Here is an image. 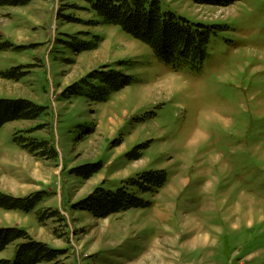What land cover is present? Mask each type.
Returning <instances> with one entry per match:
<instances>
[{
    "label": "rangeland",
    "instance_id": "obj_1",
    "mask_svg": "<svg viewBox=\"0 0 264 264\" xmlns=\"http://www.w3.org/2000/svg\"><path fill=\"white\" fill-rule=\"evenodd\" d=\"M160 2L214 27L202 63L159 60L83 0L0 7V99L45 107L0 129V191L43 193L30 213L0 208V228L64 251L40 264H264V0ZM13 69L24 76H2ZM99 70L133 82L100 102L90 78ZM152 170L167 172L163 187L129 185ZM123 186L151 205L106 217L75 207Z\"/></svg>",
    "mask_w": 264,
    "mask_h": 264
},
{
    "label": "trees",
    "instance_id": "obj_2",
    "mask_svg": "<svg viewBox=\"0 0 264 264\" xmlns=\"http://www.w3.org/2000/svg\"><path fill=\"white\" fill-rule=\"evenodd\" d=\"M90 8L103 18V22L120 26L134 38L149 45L155 56L161 61L181 58L196 66L202 63L208 54L214 27L205 24H196L189 19L178 16L174 12H165L160 0H83ZM197 4L229 6L238 0H193ZM28 0H0V7L4 5L26 4ZM94 46L87 45L84 48ZM25 73L13 69L2 76L7 79L19 80ZM90 78L100 82L94 87L98 101L107 100L110 95L133 82L131 75L115 70H99L90 75ZM87 84V81H84ZM68 91L72 95L82 94L83 89L73 86ZM45 111V107L32 101L0 99V129L14 120H33ZM27 139H24V141ZM46 143H37L32 150H38ZM45 152V151H44ZM129 158L137 160L140 153H130ZM102 164V163H101ZM101 164H94L88 173L89 177L101 169ZM168 179L165 170H152L141 174L138 179L130 181L129 185L138 187L142 193L150 192L154 188H161ZM43 193L38 192L26 198L10 196L0 191V208L5 210H21L32 212L42 202ZM151 205L138 195L123 186L116 191L99 187L84 200L75 205L77 209L88 211L98 217H106L115 213L125 212L132 208ZM55 216L52 213L51 217ZM22 242L16 247L13 259L2 258L0 264H40L57 261L64 251L49 247L46 243L36 240L30 234L18 227L0 228V252H3L14 241Z\"/></svg>",
    "mask_w": 264,
    "mask_h": 264
}]
</instances>
